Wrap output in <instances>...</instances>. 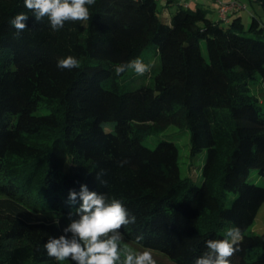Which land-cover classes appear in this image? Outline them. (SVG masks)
<instances>
[{
	"label": "trees",
	"instance_id": "obj_1",
	"mask_svg": "<svg viewBox=\"0 0 264 264\" xmlns=\"http://www.w3.org/2000/svg\"><path fill=\"white\" fill-rule=\"evenodd\" d=\"M158 1L96 0L89 21L53 31L24 0H0V264H74L43 244L65 235L81 203L69 204V191L82 184L121 200L136 217L125 239L172 264H194L207 240L235 226L243 239L230 264H264V234H246L264 204V186L247 181L252 169L264 179V109L249 88L256 74L264 83V23L212 21L177 0L162 5L175 7L165 23ZM249 1L264 11V0ZM19 13L28 19L17 38L10 21ZM150 44L159 71L123 90L127 71L116 66ZM69 55L79 66L59 68ZM169 126L189 131L191 158L205 151L200 185L181 177L173 142L142 144Z\"/></svg>",
	"mask_w": 264,
	"mask_h": 264
},
{
	"label": "clouds",
	"instance_id": "obj_2",
	"mask_svg": "<svg viewBox=\"0 0 264 264\" xmlns=\"http://www.w3.org/2000/svg\"><path fill=\"white\" fill-rule=\"evenodd\" d=\"M96 0H24V6L32 12L36 21L47 18L53 31H59L66 22H84L91 19L89 7ZM28 15L17 14L10 21L16 30V36L27 29ZM57 66L61 69L71 70L79 66V61L69 55L58 60ZM151 63H144L136 58L127 63L116 66L115 73L120 75L131 69L137 75L150 72ZM127 161L120 162L122 167ZM102 174V173H101ZM97 174V179H99ZM101 184L106 182L101 181ZM77 197L81 201L73 213H69V223L63 229L65 235L59 238L49 237L43 244L49 257L57 261L70 259L74 264H117L124 258L122 264H157L151 250L133 252L124 249L122 228L134 224L136 217L130 215L121 200L109 199L105 194L89 191L87 185H81L80 191L70 190L68 203L75 204ZM71 234L69 237L67 234ZM143 239L142 235L136 237L137 242ZM242 230L238 227L229 228L225 239H209L206 241L207 251L198 257L194 264H230V258L239 251L242 241Z\"/></svg>",
	"mask_w": 264,
	"mask_h": 264
},
{
	"label": "rangeland",
	"instance_id": "obj_3",
	"mask_svg": "<svg viewBox=\"0 0 264 264\" xmlns=\"http://www.w3.org/2000/svg\"><path fill=\"white\" fill-rule=\"evenodd\" d=\"M165 0L158 1V12L159 16L163 22L167 23L169 20V16L174 12L175 7L171 5L169 7L163 8ZM243 4L246 6V9L241 11L243 24L245 28L249 25L251 11H257L258 18L262 23H264V11H262L261 7L257 5L255 2H251L249 0H243ZM211 5H216L213 1H211ZM167 14V17L165 16ZM225 26V25H224ZM250 36H254L253 34H249ZM264 39V35L261 36ZM201 52L205 59H207L205 43L204 41L200 42ZM139 59H141L144 63L152 64V72L151 75L154 76L160 67L159 57L157 55V51L154 44L148 45ZM150 83V78L145 75H137L133 70H127L126 74L122 77L120 81L121 88L123 90H130L137 88L141 85H145ZM249 88L252 95H254L259 103L264 109V83H261L259 75L256 74L255 78L249 82ZM36 114H46L48 110L46 108H40L36 112ZM103 128L105 131L113 130L112 122L103 123ZM160 141H168L173 142L178 150V166L180 170V175L182 178H190L196 185H200L201 183V167L204 162L205 151L197 154L194 158L190 156V142H189V131L185 128H178L175 126H169L165 131L161 132L157 135L146 136L142 140V144L149 147L154 148L157 143ZM247 181L256 184L259 186H264V179H262L256 169H252L249 172ZM235 194L233 192H228L226 197V205H229L230 201L233 199ZM247 235H260L264 234V204L260 207L257 216L252 223V225L246 231ZM2 237V231L0 230V242ZM124 249H130L133 252H142L144 249L139 247L138 245L129 242L124 238V241L121 245ZM153 258L156 260L157 264H172L166 257L161 254H158L154 251H151ZM124 258L123 253H121V261Z\"/></svg>",
	"mask_w": 264,
	"mask_h": 264
},
{
	"label": "built area",
	"instance_id": "obj_4",
	"mask_svg": "<svg viewBox=\"0 0 264 264\" xmlns=\"http://www.w3.org/2000/svg\"><path fill=\"white\" fill-rule=\"evenodd\" d=\"M216 4L218 19L223 22H229L233 14L246 9V6L238 0H213Z\"/></svg>",
	"mask_w": 264,
	"mask_h": 264
},
{
	"label": "crops",
	"instance_id": "obj_5",
	"mask_svg": "<svg viewBox=\"0 0 264 264\" xmlns=\"http://www.w3.org/2000/svg\"><path fill=\"white\" fill-rule=\"evenodd\" d=\"M177 1H178V3H181V4H183V5H185V6L189 7V8H192V9H194L196 7H201V8L206 10L207 16H208V18L210 20H212V21H217L218 20L217 11H216V9H217L216 7L217 6L216 5L215 6L211 5V1H213V0H177ZM238 1L243 3V0H238ZM166 2L167 1L165 0L164 1V3H165L164 5L165 6H166ZM238 14H239V16H240V18H241V20L243 22L242 13L239 12ZM250 14H251V16L255 15V16L258 17L257 11L253 10V11L250 12Z\"/></svg>",
	"mask_w": 264,
	"mask_h": 264
}]
</instances>
